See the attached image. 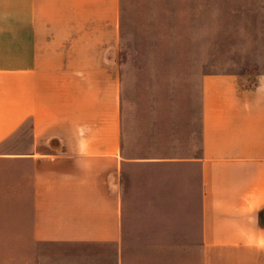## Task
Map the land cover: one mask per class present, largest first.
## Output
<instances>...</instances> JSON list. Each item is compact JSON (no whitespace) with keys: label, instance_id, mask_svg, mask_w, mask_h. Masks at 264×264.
I'll list each match as a JSON object with an SVG mask.
<instances>
[{"label":"crops","instance_id":"obj_1","mask_svg":"<svg viewBox=\"0 0 264 264\" xmlns=\"http://www.w3.org/2000/svg\"><path fill=\"white\" fill-rule=\"evenodd\" d=\"M246 1L247 30L225 36L259 52L200 73L199 97L180 110L185 132L172 120L175 133H159L157 117L140 134L133 101L123 124L120 0H0V264H47L49 245L57 264H94L96 249L128 264L133 168L167 169L169 202L197 207L193 232L173 237L167 218L135 264H264V0ZM191 31L200 61L201 29Z\"/></svg>","mask_w":264,"mask_h":264},{"label":"rangeland","instance_id":"obj_2","mask_svg":"<svg viewBox=\"0 0 264 264\" xmlns=\"http://www.w3.org/2000/svg\"><path fill=\"white\" fill-rule=\"evenodd\" d=\"M249 9L246 0H120L122 96L128 99L124 110V130L129 122L128 104L133 101V108H138L140 122L137 126L140 134H149L148 126L157 117L159 133L162 131L174 134V126L168 123L172 120L178 122L177 134L185 132L182 125L187 117L181 116L180 110L185 108L188 114L196 97H199L200 73L234 70L229 68L228 63L234 57L240 58L239 51H242L241 57L245 58L261 49V44H244L245 39L225 36L231 28H238V25L247 30V20L252 17ZM194 17L195 20L192 21ZM199 29L200 61L197 54L193 57L198 50V39L188 37L193 34L191 30L199 32ZM248 40L253 42L252 39ZM261 40L258 42L261 43ZM203 52L206 54L205 62ZM249 70L257 72L261 69ZM143 116L145 118L142 121ZM182 136L180 140L183 141L184 134ZM138 141L139 139L136 142ZM146 143L148 144L145 146L139 144V150L151 147L150 140ZM167 145L166 140L158 142L157 146L154 144L157 147L155 153L165 154ZM177 146L181 147L179 144ZM169 151L173 150L169 148ZM166 176L167 169H163L158 177L151 174L150 168L138 171L133 168L130 175L124 178V191L131 206V214L127 215L128 220L124 226L127 251L132 255L128 264H135L137 253L140 256L143 252L148 254L150 247L141 244L150 243L151 238L156 242L158 238H164L163 233L169 224H172L170 230L175 238L184 237L189 231L193 232L196 222L190 220L196 218V212L193 213L197 208L196 204L194 206V201L189 203L193 210L191 208L190 214H183L180 212L183 206L181 200L175 198L173 202H169L166 198ZM157 177L158 181L155 183ZM153 192L155 196H152ZM152 205L163 210L170 206L174 212L145 213L151 211ZM167 218L171 223H167ZM56 248L49 245L43 251L52 255L49 258L52 260L47 264H57L53 257L58 253ZM18 249L16 247L15 252ZM113 254L114 251L109 249H96L94 264H116Z\"/></svg>","mask_w":264,"mask_h":264}]
</instances>
